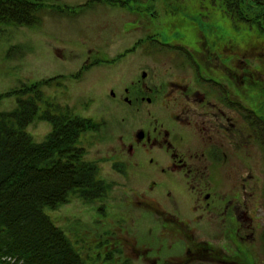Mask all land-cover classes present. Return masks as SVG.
I'll list each match as a JSON object with an SVG mask.
<instances>
[{
  "label": "flooded vegetation",
  "instance_id": "af4514ba",
  "mask_svg": "<svg viewBox=\"0 0 264 264\" xmlns=\"http://www.w3.org/2000/svg\"><path fill=\"white\" fill-rule=\"evenodd\" d=\"M150 3L110 0L107 4L134 18L123 23V30L130 33L141 27L142 15L155 14L148 8ZM148 22L142 23L145 35L132 47L113 58L97 52L86 61L93 68L142 53L127 85H112L109 91L129 107V132L125 140L119 137L120 149L127 166L141 172L139 176L130 172L136 180L129 199L140 213L149 212L161 224L153 238L158 254H151L146 242L121 227L125 235L118 231L111 235L114 246L119 240L122 250L151 264H264L258 254L259 244L264 245L259 216L264 209V183L258 169L264 164V98L257 101L258 113L241 102L243 61L237 70L233 62L227 67L217 63L213 76L210 66L202 69L208 51L163 42ZM160 54L171 62L163 68L153 61ZM228 86L236 87V93H229ZM174 242V250L167 252Z\"/></svg>",
  "mask_w": 264,
  "mask_h": 264
},
{
  "label": "rangeland",
  "instance_id": "374dc122",
  "mask_svg": "<svg viewBox=\"0 0 264 264\" xmlns=\"http://www.w3.org/2000/svg\"><path fill=\"white\" fill-rule=\"evenodd\" d=\"M45 1L55 4V7L38 9L40 23L0 25V110L9 111L17 105L16 95L5 94L22 89L23 84L57 77L51 85L43 86V91L56 102L70 105L76 114L97 122L95 129L82 134L80 145L86 152L85 159L98 162L99 176L109 182L111 188L102 200L86 203L72 198L56 209L47 208L46 212L72 239H83L84 245L95 242L106 230L118 231V234L129 230L141 243L148 244L151 254L157 255V242L153 238L161 230V224L149 212L140 213L137 205L129 199L136 180L130 172L137 176L141 173L127 166L120 149L119 137L125 140L129 132L126 119L129 107L110 93L112 85H127L130 75L141 64L142 53L136 51L112 64L101 63L93 68L86 63L87 58L92 55V60L97 52L100 56L104 52L113 58L118 51L132 47L145 35L142 23L148 19L146 24L161 41L179 42L193 49L208 51V61L202 69L206 71L210 66L208 70L213 76L217 63L223 62L227 67L233 62L234 70H237L240 67L237 64L243 61L245 77L239 87L244 99L241 102L258 113L257 101L264 98V72L258 68L264 58L260 55V42L249 30H244V33L232 30L221 12L210 13L212 7L208 4H205L208 9L200 8L199 0H150L153 3L148 8L155 14L142 15L139 20L141 27L130 33L123 30V23L134 18L127 11L107 4L110 0ZM56 4L71 8L62 9ZM223 24L227 29L222 27ZM238 43L240 47L236 49ZM211 53L216 58H212ZM148 59L152 61L150 57ZM153 61L158 68L171 63L161 54ZM133 63H137V68ZM87 67L90 69L85 71ZM228 90L231 94L236 93L234 86H228ZM232 102L236 100L229 104ZM51 130V124L43 120H35L28 127L37 142L43 141ZM258 169L264 183V164L260 163ZM259 216L264 224L263 208ZM176 242L167 252L174 250ZM258 250L260 259L264 261L262 242ZM82 252L85 256L87 250L84 248ZM122 255L127 259L129 255L132 264H151L126 250Z\"/></svg>",
  "mask_w": 264,
  "mask_h": 264
},
{
  "label": "trees",
  "instance_id": "16d2710c",
  "mask_svg": "<svg viewBox=\"0 0 264 264\" xmlns=\"http://www.w3.org/2000/svg\"><path fill=\"white\" fill-rule=\"evenodd\" d=\"M199 2L200 8L212 7L210 13L221 12L232 30H249L259 40L264 57V0ZM47 6L55 7L45 0H0V25L40 23L38 9ZM222 27L227 29L225 24ZM258 68L264 72V58ZM56 79L23 84L22 89L5 94L17 96L16 107L0 110V264H132L122 255L119 241L112 245L109 235L114 232L104 231L84 245L83 239H72L46 212L72 198L86 203L102 200L111 188L100 178L98 162L85 159L80 145L82 134L95 129L97 122L45 95L43 86ZM35 120L52 126L41 142L28 131ZM7 256L16 261H8Z\"/></svg>",
  "mask_w": 264,
  "mask_h": 264
}]
</instances>
